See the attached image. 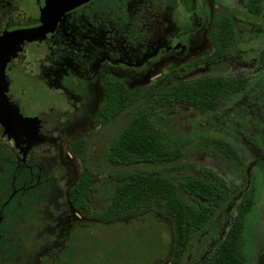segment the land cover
<instances>
[{"label": "flooded vegetation", "instance_id": "flooded-vegetation-1", "mask_svg": "<svg viewBox=\"0 0 264 264\" xmlns=\"http://www.w3.org/2000/svg\"><path fill=\"white\" fill-rule=\"evenodd\" d=\"M39 26L40 36L22 42L5 68L9 101L38 128L34 138L16 140L0 124V264H57L74 234L102 223L97 211L103 224L112 211H129L112 208L127 165L103 151L142 105L139 98L128 107V93L157 94L181 82L202 88L204 106L171 105L205 118L200 173L185 179L208 188L186 192L169 178L187 204L201 202L211 214L177 251L174 215L165 217L171 236L163 264H203L240 219L242 256L264 264V243L249 251L242 237L261 201L264 211V0H0V37ZM15 84L38 91L39 104L29 108ZM84 173L87 185L78 188Z\"/></svg>", "mask_w": 264, "mask_h": 264}, {"label": "rangeland", "instance_id": "rangeland-1", "mask_svg": "<svg viewBox=\"0 0 264 264\" xmlns=\"http://www.w3.org/2000/svg\"><path fill=\"white\" fill-rule=\"evenodd\" d=\"M20 89L26 90L21 99L26 102L29 100V108L33 107L35 102L39 104L40 93L38 91L34 93L26 85H13V90L19 91ZM137 108L140 110L142 105ZM202 119L205 118L187 106L169 105L156 109L151 118L152 124L163 132L165 146L178 150L179 157L164 163H139L127 167L126 170L139 172L157 170L169 177H174L176 184L182 182L186 176H199L201 167L196 161H199L202 154L199 147L203 137L202 125L205 124ZM115 122L113 129L120 127V120L117 119ZM192 162L194 163L192 167L196 168L195 171L189 167V163L192 164ZM116 167L120 168L123 165ZM223 174L226 177L237 176L232 170L227 169H223ZM101 185L103 183H96V187ZM96 195L97 200L103 202V197ZM2 202L3 198H0V205ZM261 202L256 210L248 215L243 231V241L246 242L249 251L252 248L256 252L257 247L264 243V220L260 219L264 211H262ZM43 206L46 204L37 203L33 208L37 207L39 210ZM165 211L164 203L159 202L150 205L148 211L130 212L125 219L111 221L108 224L97 223L91 230L87 227L77 236L74 234L73 244L67 252L63 251L57 264H163V261L166 262L168 258L171 236L169 221L165 217L173 216ZM154 213L161 216H155ZM174 222L175 220L172 222L175 230ZM78 247H80V252L75 255L74 249ZM175 250L178 249L175 247Z\"/></svg>", "mask_w": 264, "mask_h": 264}, {"label": "trees", "instance_id": "trees-1", "mask_svg": "<svg viewBox=\"0 0 264 264\" xmlns=\"http://www.w3.org/2000/svg\"><path fill=\"white\" fill-rule=\"evenodd\" d=\"M201 90L199 85L186 87L181 82L171 87L160 88L157 94L152 89L145 90L141 94L128 93L126 105L130 107L140 98L143 99L142 108L129 116L126 126L117 132L109 148L103 151V158L130 167L139 163L167 162L179 157L178 150L169 149L163 143V133L152 126L151 114L155 108L177 103L191 102L197 108L203 107ZM114 105L115 103H112L113 107ZM96 169V174H100L101 168ZM122 176L125 179L119 182L113 191L112 208L129 211H112L110 221L121 220L133 212L130 211L132 208H146L159 202L164 203L165 212L174 215L176 249H179L180 243L188 240L195 231L199 230L211 214V211H203L204 205L201 202L199 205L187 204L178 195L177 185L173 184L169 176L157 170L149 172L132 170ZM87 178L88 174L84 173L78 188L80 185H87ZM181 186L186 192L200 195H204L208 188L200 179H184ZM74 193L75 188L71 192L73 198ZM95 218L104 222V211H97ZM242 226L241 219L239 225H232L222 245L208 256L203 264H247L237 242L238 232H241Z\"/></svg>", "mask_w": 264, "mask_h": 264}, {"label": "water", "instance_id": "water-1", "mask_svg": "<svg viewBox=\"0 0 264 264\" xmlns=\"http://www.w3.org/2000/svg\"><path fill=\"white\" fill-rule=\"evenodd\" d=\"M41 27L19 29L7 32L0 37V124L4 127L5 133L16 140L24 136L34 138L37 130L35 118L24 116L17 106L11 103L7 96V82L5 80V68L8 60L20 49V44L35 40L40 36ZM35 128L32 133L28 130Z\"/></svg>", "mask_w": 264, "mask_h": 264}]
</instances>
